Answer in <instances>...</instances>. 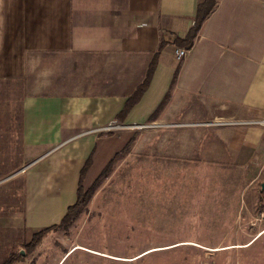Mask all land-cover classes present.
<instances>
[{
    "label": "crops",
    "instance_id": "crops-1",
    "mask_svg": "<svg viewBox=\"0 0 264 264\" xmlns=\"http://www.w3.org/2000/svg\"><path fill=\"white\" fill-rule=\"evenodd\" d=\"M198 2L0 0V78L29 79L39 91L22 102L23 141L35 154L22 178L41 187L26 216L37 226L74 202L103 123H189L190 146L205 130L211 151L262 157L264 127L237 121L264 118V0H215L184 48L174 38L193 24ZM174 47L186 50L183 58ZM154 54L144 89L118 119ZM211 121L228 124L202 129Z\"/></svg>",
    "mask_w": 264,
    "mask_h": 264
},
{
    "label": "rangeland",
    "instance_id": "rangeland-1",
    "mask_svg": "<svg viewBox=\"0 0 264 264\" xmlns=\"http://www.w3.org/2000/svg\"><path fill=\"white\" fill-rule=\"evenodd\" d=\"M31 85L0 78V260L18 253L11 264H56L63 256L57 264H264V154L255 161L211 151L202 145L205 130L190 146L195 126L153 119L95 127L81 178L87 200L26 252L34 230L60 220L51 206L39 226L26 216L41 189L22 178L35 156L23 141L22 102L39 92Z\"/></svg>",
    "mask_w": 264,
    "mask_h": 264
},
{
    "label": "trees",
    "instance_id": "trees-1",
    "mask_svg": "<svg viewBox=\"0 0 264 264\" xmlns=\"http://www.w3.org/2000/svg\"><path fill=\"white\" fill-rule=\"evenodd\" d=\"M215 0H199V2L196 5V11L195 16L193 20V24L189 27L187 32L184 34L183 37H175L174 42L182 46L184 48H188L191 44L192 37L194 36L196 30L198 29L201 21L205 17V15L210 11L214 4ZM155 54L153 58L151 59L146 74L140 83V85L135 89V91L132 93V95L124 102L123 107L117 114L118 119H122L126 111L131 107V105L136 102L137 98L139 97L140 93L144 89L152 71V66L154 64ZM90 164V154L87 155V157L84 159L81 167L78 170V179L76 183L75 188V200L72 204H69L65 207V214L60 218V220L57 223H52L48 226L39 228L37 230H34L31 234L29 239L25 243V249L26 252H30L34 249V247L41 241L43 236L51 231L55 230L60 226L66 225L71 218H73L74 214L77 212L79 207L85 203L88 196V189H83L81 178L84 175V172L87 168V166ZM18 253H12L6 258L0 260V264H11L18 256ZM61 264V263H60Z\"/></svg>",
    "mask_w": 264,
    "mask_h": 264
},
{
    "label": "built area",
    "instance_id": "built-area-1",
    "mask_svg": "<svg viewBox=\"0 0 264 264\" xmlns=\"http://www.w3.org/2000/svg\"><path fill=\"white\" fill-rule=\"evenodd\" d=\"M185 49L181 47H174L172 49V56L179 60L183 58L185 55ZM225 122V121H224ZM217 123H220V121H217ZM238 124H259V125H264V118H257V119H252L248 121H237Z\"/></svg>",
    "mask_w": 264,
    "mask_h": 264
},
{
    "label": "water",
    "instance_id": "water-1",
    "mask_svg": "<svg viewBox=\"0 0 264 264\" xmlns=\"http://www.w3.org/2000/svg\"><path fill=\"white\" fill-rule=\"evenodd\" d=\"M260 186H261V187H264V183H261Z\"/></svg>",
    "mask_w": 264,
    "mask_h": 264
}]
</instances>
